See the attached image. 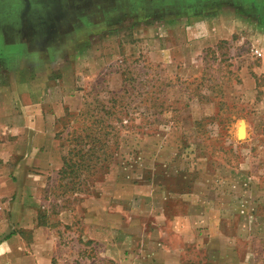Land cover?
Returning <instances> with one entry per match:
<instances>
[{
    "label": "rangeland",
    "instance_id": "obj_1",
    "mask_svg": "<svg viewBox=\"0 0 264 264\" xmlns=\"http://www.w3.org/2000/svg\"><path fill=\"white\" fill-rule=\"evenodd\" d=\"M92 204L124 264H264V0H0V264H121Z\"/></svg>",
    "mask_w": 264,
    "mask_h": 264
},
{
    "label": "crops",
    "instance_id": "obj_2",
    "mask_svg": "<svg viewBox=\"0 0 264 264\" xmlns=\"http://www.w3.org/2000/svg\"><path fill=\"white\" fill-rule=\"evenodd\" d=\"M45 154L46 152L44 153V156ZM103 210H108V209H103ZM90 211H91V215H93V218H91V222L88 226L89 227V239L91 241H95V243H98L99 246L100 245L102 246L103 254H105L106 257L114 258V256H118V261H120L121 264H124L121 260V257L123 256L122 253L125 254L124 251L128 247L129 241L127 242V239H124L122 237L123 235H120L119 233L117 234L113 233V231L110 228H109L110 230H108V227H106L107 224H103L99 222L98 209L97 207L94 209L93 204L91 205ZM106 214H107V211L105 212V215ZM99 223L101 224L100 226H99ZM175 235H177V233H175ZM183 236L184 237H182V241L184 242V248L186 250L189 246H191L190 243L193 242L191 241V238H197V235L195 233H188ZM161 238L163 239V235H161ZM219 238H221V233L219 234ZM114 240H115V243L113 242ZM3 248H4V245L0 247V253H2ZM160 248L164 256H167L169 254L176 255L178 252L177 249L170 246V244L166 245V244L161 243ZM118 252H119V255L117 254ZM181 252L182 250L180 251V254ZM53 257L54 255L52 254L43 264H53ZM148 260L146 261L147 264L150 261H152L151 256H149ZM168 261H169V264H172L173 262H178V260H172V259H169ZM164 262H166L164 264H167V260H164Z\"/></svg>",
    "mask_w": 264,
    "mask_h": 264
},
{
    "label": "trees",
    "instance_id": "obj_3",
    "mask_svg": "<svg viewBox=\"0 0 264 264\" xmlns=\"http://www.w3.org/2000/svg\"><path fill=\"white\" fill-rule=\"evenodd\" d=\"M88 138L93 139L96 141V143H99L101 146L100 147H93L91 151H93L95 148L103 150V147L106 146V142L99 141L102 139H95L97 136H91V134H86L85 136H77L74 138V142L77 146H81L83 143L85 145H88L89 142L85 141L88 140ZM84 149V148H83ZM82 148L77 149L73 154L72 152L69 153L71 156H65L63 158V166L61 168L60 173L63 176L67 175H74L77 174L79 171L81 172L82 170H92L95 166H97L101 161H105L106 156L104 158H101L100 156H95L93 153L88 154L84 153ZM82 153V154H81Z\"/></svg>",
    "mask_w": 264,
    "mask_h": 264
},
{
    "label": "water",
    "instance_id": "obj_4",
    "mask_svg": "<svg viewBox=\"0 0 264 264\" xmlns=\"http://www.w3.org/2000/svg\"><path fill=\"white\" fill-rule=\"evenodd\" d=\"M246 124H245V121H241L240 122V125H239V128H238V131H237V137L239 139H241L243 136H245V133H246Z\"/></svg>",
    "mask_w": 264,
    "mask_h": 264
}]
</instances>
